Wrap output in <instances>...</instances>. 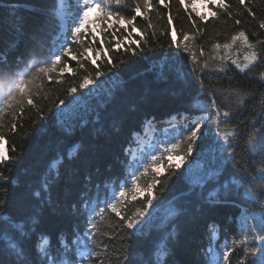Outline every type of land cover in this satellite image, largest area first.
Listing matches in <instances>:
<instances>
[{
  "label": "trees",
  "instance_id": "16d2710c",
  "mask_svg": "<svg viewBox=\"0 0 264 264\" xmlns=\"http://www.w3.org/2000/svg\"><path fill=\"white\" fill-rule=\"evenodd\" d=\"M190 1L184 0L182 4L180 0H165L168 5L165 7L159 0H151L154 8L148 10L150 19L138 16L133 22L137 31L131 36L128 33L133 26H127L125 30L120 24H115L105 35L102 29L108 25L96 19L95 12L90 13L88 24H98L95 43L88 50L90 53L85 52V48L93 44V33L86 24L81 31V43L69 41L71 51L62 56L51 77L44 76L42 82L35 81V107L25 102L22 112L19 109L6 110L0 116V151L10 158L0 163V172L12 178L11 185L0 184V187L8 189L7 208L0 211L13 217L29 212L36 214L38 223L32 226L31 248L40 242V234L44 233L53 246L58 239L66 245L60 249L64 264L73 257L76 264H84L82 256H91V264H144L149 256L155 261L154 244L166 241L168 234L172 233L167 264H208L206 251L213 235L212 226H217L219 236L215 247L222 251L225 241L234 247L231 264L244 259L246 247L257 250L254 256L246 259L261 264L264 258L260 252L261 242H252L250 235L246 237L241 233L239 225V216L244 208L260 212L261 207L254 203H240L239 200L236 205L213 204L209 201V193L220 185L213 182L201 187L198 181L206 167L217 163L221 172L220 184L228 183L233 174L246 175L251 179L256 170L264 166L254 163L260 158L249 154L246 143L249 134L261 127L256 124L253 129L249 122L259 119L261 112L264 81H261L259 73L264 71V45H257L256 49L262 53L260 62L243 72L229 60L219 58L223 47L212 48L214 43L223 45L229 42L231 36L241 29L250 42L264 41V29H259V22L264 19V0H251V3L245 0L255 18L239 4V0H224L230 5L229 11L233 15L229 18L220 14L219 19L211 16V13L221 11L219 0L207 4V15L195 10ZM57 8V0H0V59L19 62L21 68L16 71H23L25 66L34 62L31 37L38 30H42L41 50L47 53L58 43ZM133 9L132 0H125L119 6L111 5L112 12L128 18L135 14ZM169 15L173 17L171 24L168 23ZM201 16L207 20L201 21ZM237 19L241 24L235 23ZM109 20H113L110 23L113 24L116 17ZM17 21L23 22L22 33L16 31ZM194 21L204 31L189 42L192 52L186 53L176 48L172 36L180 41L182 33L187 32L191 36L198 32L192 26ZM149 23L154 27L149 28ZM113 31L123 44L118 50L114 48ZM145 32L147 43L141 39ZM164 32L168 34L163 35ZM68 35L71 36L70 30ZM102 39L105 41L103 46L100 43ZM95 49H100L99 56ZM131 49H135V54ZM192 53H195L198 64L190 59ZM72 56L77 59L73 60ZM84 56L92 59L84 60ZM109 58L111 63H107ZM35 59L43 60L44 57ZM92 60L96 63L93 64ZM205 63L207 67H203ZM97 70L106 75L95 77ZM86 76L95 78L98 84L79 89ZM70 87L78 89L77 99L68 109H57L60 101L67 98ZM230 89L249 93L245 97L246 103L237 109L239 115L232 120L233 124L240 125L242 131L237 138L239 146L234 149L235 155L226 150L221 153L214 126L206 124L194 152L177 168V164L169 161L167 156L171 153L183 155L187 151V142H183V136L179 135L181 129H186L184 135H187L194 127L192 122L198 121L199 116L207 115L210 122L215 115V111L201 112L191 107L192 97L198 96L200 101L209 105L215 100L218 105L234 107L236 97ZM60 115L65 120L62 126L57 122ZM12 124L16 125L15 131H12ZM148 125L153 127V136L149 139L152 142L143 145L139 156L130 160L131 151L140 144L139 138L146 136L144 129ZM177 141H182V151H163L169 143ZM152 156L159 159L151 163L145 173L143 165L149 163ZM158 166L161 171L155 170ZM49 168L52 175H57L58 170V179L45 202L37 201L29 208L26 194L30 189L39 190ZM137 173H140L137 181L140 192L136 193V199L127 195L122 198L119 204L121 216L131 217L141 209L146 203L147 185L154 177L157 183L152 189L156 199L135 235L129 234L132 230L126 229L121 217L111 210L104 212L103 219L94 217L97 227L89 230L88 217L93 214H84L80 198L86 193L90 195L92 205L99 211L104 205H97V198L104 200L106 192L110 194L114 186L125 179L130 182L132 175ZM125 187L130 189L131 183ZM0 199L5 197L0 196ZM261 205H264V200ZM4 230L7 231V225ZM92 240L96 241L95 245ZM6 243L0 240V248ZM105 246L107 250L103 251ZM3 259L4 264H10L7 254Z\"/></svg>",
  "mask_w": 264,
  "mask_h": 264
},
{
  "label": "snow or ice",
  "instance_id": "6c2138e0",
  "mask_svg": "<svg viewBox=\"0 0 264 264\" xmlns=\"http://www.w3.org/2000/svg\"><path fill=\"white\" fill-rule=\"evenodd\" d=\"M71 0H69V3ZM215 2V0H214ZM251 3V0H248ZM59 4V0H57ZM115 4L117 6L125 3V0H74V6L70 8H65L61 6L57 15L64 24V29L62 32H58L56 40L58 41L47 53L42 52L43 45L42 41V30H38L37 33L33 34L31 37L33 41V47L31 54L33 56V63L25 66L23 71L17 72L16 69L21 68L19 62L13 63L7 58L0 59V116L6 110H16L19 109L21 112L23 110L25 102L32 107H35L34 103V92L33 88L35 86V81H43L44 76L51 77L53 70L56 67H59V64L62 60V56H65L70 53L71 48L69 46V41L72 44H80V36L82 29H85V25L89 22V14L95 12L96 19L101 20L104 23L112 17L115 16L116 20L113 24H108L107 28H103L102 32L106 35L109 29H113L115 24H120L121 27L127 29V26L132 25V31L128 33V36H131L132 33L137 31V28L134 26L133 22L138 16L143 17L144 19H150L147 15L149 9H153L154 5L151 3V0H132L134 4V15L131 18L125 17L118 12L111 11V5ZM160 4H163L165 7L168 5L165 3V0H159ZM180 3H184V0H180ZM239 4L245 6L249 15L255 18V13L247 8L245 0H239ZM218 7L221 10L220 12H213L211 16L214 19H219L220 14L227 15L229 18L232 17L233 13L229 11L230 5L225 4L224 0H219ZM143 9V11H142ZM191 19V17H190ZM173 17L169 15L168 23L171 24ZM201 21L207 20V17L201 16ZM237 25L241 24V21L237 19L235 21ZM71 25H75L71 27ZM194 28L198 29V32L193 33L189 36L187 32L182 33L183 39L177 41L176 36H172V42L175 44L177 49H182L183 52L191 53L192 49L190 48V43L200 35L204 29L200 28L199 25L194 21ZM16 31L23 32V22H16ZM149 28L154 26L149 23ZM259 29H264V19L259 22ZM71 32V36L68 35V32ZM87 31V30H85ZM116 31H119L117 29ZM116 31L111 33L113 39H115V49H119L123 46L120 39H116ZM175 31V29H173ZM93 32V44H90L88 48H85V52L93 48L95 43V29ZM167 35V32L162 33ZM147 33L141 35V39L147 43L146 39ZM155 37V32L152 33ZM252 35H256L253 33ZM124 39H127L125 37ZM237 41H240L244 44L245 48L249 50L248 54L244 57V63H241L237 60H232V63L240 69V71H245L250 68L251 65L259 63L261 60L262 53L257 51V45H264V41H257L255 44L250 42L246 32L241 29L236 34L231 36L229 42H225L223 45L219 43H214L212 45L213 49H219L223 47L224 49H229ZM101 46L105 41L101 40ZM110 43V41H109ZM171 46V45H170ZM130 47V46H129ZM139 47V44H137ZM133 54H135V49H131ZM97 56L100 54V49H95ZM203 51L201 50V56ZM43 56V60H36V57ZM73 60H76V56L71 57ZM84 60H91V57L84 56ZM190 59L199 63L195 53H192ZM50 61V63H49ZM92 63L95 64L96 61L92 60ZM111 63V58L107 61ZM40 66L37 67L36 65ZM81 68L84 67L83 64L80 65ZM115 67V65H113ZM207 67V63L203 65ZM35 69V71H32ZM195 72L196 69H193ZM27 75V79L25 76ZM106 75V73H101L99 70L96 71L95 77H100ZM261 81H264V71L259 73ZM98 84V81L95 78L84 77L83 82L80 83L79 89H85L86 87ZM201 86L203 87V82L201 81ZM232 94L235 95V106L230 107L224 104L218 105L215 100L212 103L205 104L199 100L198 96L192 97L191 107L198 109L201 112H210L215 111V115L209 118L207 115H202L198 121L194 120V127L191 128V131L187 135H184L186 129H181L179 135L183 136V142H187V151L181 156V162H183L189 155L194 152L195 145L199 140L202 139L201 130L204 125L209 127L214 126L215 136L217 139V144L221 153L225 150L230 155H235V147L238 145L237 138L242 135L239 124H233L232 120L236 115H239L237 111L238 108H241L245 101V97L249 93H241L235 89L229 90ZM78 89L76 87H70L67 90V98L60 101V105L67 107L72 104L73 101L77 99ZM59 109L60 106H57ZM243 123V122H241ZM250 126L255 129L256 124H260L261 127L259 131L250 133L247 138V150L250 155L254 157H259V160H255L254 163L264 165V94L261 95V112L259 113V119H255L249 122ZM229 128L231 130H229ZM16 130V125L12 124V131ZM2 139V137H0ZM223 143H220V142ZM182 141H177L175 143H169L164 147V152H173L177 149H180ZM182 151V149H180ZM71 156V153H69ZM10 159L8 155L0 151V163ZM159 159L158 156H152L149 163L143 165L144 172L146 173L150 164L155 163ZM177 168L180 167L179 164L176 165ZM140 173L133 174L131 181L127 179L123 183L117 184L112 189L111 193L105 195L104 200H99L97 198L96 204H103L104 207L99 208V211L95 210V207L92 205V197L87 193L80 198V204L84 207V214L87 212H92V216L88 217V228L89 230L96 229L97 225L95 224L93 218L99 216L101 219L104 218L103 214L106 210H111L115 213L116 216L121 217L122 222L126 229L132 230L130 235H135V231L143 223L145 218V213L148 212L149 207L153 205V201L156 199V196L153 194L152 189L156 187L157 181L155 177L153 181L147 185L148 195L145 197L146 203L143 204L141 209H138L131 217L121 216V211L119 209V204L121 203L122 198L126 195L132 199H136V193L140 192V187L137 183ZM58 179V170L57 175H52V170L49 168V171L45 174L44 179L40 185L39 190L30 189L26 194L27 197V206H31L36 203L45 202V197H47L53 185ZM221 172L219 164L210 165L204 169V174L201 177V180L198 181L199 186L204 187L209 183L219 184L220 187L214 189L209 193V201L213 204L220 202L224 204H237L239 200L240 203H254L256 206L261 207L260 212H250L247 208H244L239 216V225L240 231L246 237L251 236L252 242L260 241V252L262 257H264V205H261V201L264 200V166L256 170L255 175L249 179L246 175L233 174V178L225 184H220ZM259 180L260 183L257 184L256 181ZM8 183L12 184V178L8 175H5L3 172H0V184ZM131 183V188H126L125 185ZM251 185V186H249ZM119 190L116 191L115 189ZM0 196L5 197V199H0V210L7 208L8 201L6 197L8 196V189L0 187ZM79 210V207H78ZM38 223L37 216L34 212H29L20 217H13L11 215L5 216L3 211H0V240L6 241V246L0 248V264H4L3 257L7 254L10 258V264H64L62 260V255L60 249L66 248L64 242L60 239L57 240V244L53 246L50 242V238L44 234H40V242L36 243L34 248L30 247L29 239L33 234V227ZM7 225V231L4 230V226ZM213 235L210 238V243L206 251V256L208 264H231L232 256L235 254L234 247L230 246L226 241L222 245L223 250L215 247V242L218 241L219 228L217 226H212ZM172 233L168 234V239L166 241H158L154 244L155 248V261L152 260L151 256L144 262V264H167L166 257L170 254L168 249L171 244ZM89 239H92L89 237ZM92 243L95 245L96 241L92 240ZM160 244H163V247H160ZM55 249V250H54ZM107 250V246L104 247L103 251ZM256 248H245L244 249V259H241L237 264H254L253 261L247 260V257L254 256L256 254ZM103 253L101 252V255ZM214 254V258H213ZM99 258L98 256L96 257ZM84 264H91V256H82ZM68 264H76L75 257L71 258L68 261ZM102 264V262H101ZM261 264H264V258L261 260Z\"/></svg>",
  "mask_w": 264,
  "mask_h": 264
},
{
  "label": "rangeland",
  "instance_id": "374dc122",
  "mask_svg": "<svg viewBox=\"0 0 264 264\" xmlns=\"http://www.w3.org/2000/svg\"><path fill=\"white\" fill-rule=\"evenodd\" d=\"M62 2V4L64 5L65 8H68V4H69V0H60ZM211 1H214V0H191L190 3L192 4V7L197 10L198 12H203L205 13L206 15L209 13V9L206 7L207 4ZM111 21L113 20H109L107 21L106 25L112 23ZM97 28H98V24L96 22H91L88 24V29L91 33L93 29H95V33H97ZM235 45V46H234ZM249 50L245 48L244 44L240 41H237L235 44H233L229 49H224L223 48V51L219 53V58H224V59H227L229 60L230 64H232L236 69H238L233 63H232V60H237L241 63H244V57L248 54ZM88 54L90 53L89 51L87 52ZM240 70V69H238ZM74 103V102H73ZM72 103V104H73ZM72 104L68 105L67 107L65 106H62V105H58L60 106V109H68ZM58 109V108H57ZM201 116L198 117V120ZM64 119L63 117L60 115L58 116V124L59 125H63L64 123ZM152 129L153 127L148 125L145 127L144 131L146 133V136L143 137L141 136L139 138V141H140V144L137 148L133 149L130 153V157L131 158H134L135 155H138L139 153V150L141 149V147L143 145H149L152 141H149V139L153 136L152 134ZM1 145V143H0ZM181 156L182 155H178V154H175V153H171L167 156V159L173 163H176V164H181ZM155 170H158V171H161V168L158 166V167H155Z\"/></svg>",
  "mask_w": 264,
  "mask_h": 264
},
{
  "label": "bare ground",
  "instance_id": "6f19581e",
  "mask_svg": "<svg viewBox=\"0 0 264 264\" xmlns=\"http://www.w3.org/2000/svg\"><path fill=\"white\" fill-rule=\"evenodd\" d=\"M73 1L74 0H71V2L68 4V8H70V7H73L74 6V4H73ZM61 6H63L64 7V5L62 4V2L59 0V4L57 3V9H56V11H55V13H56V16H57V23L59 24V26H58V32H62L63 31V29H64V24L62 23V21H61V19L58 17V15H57V11H58V9L61 7ZM58 32L56 33V34H58ZM0 149H1V145H0ZM139 154L140 153H138V155H135V157L134 158H131L130 157V160H134L136 157H138L139 156Z\"/></svg>",
  "mask_w": 264,
  "mask_h": 264
}]
</instances>
